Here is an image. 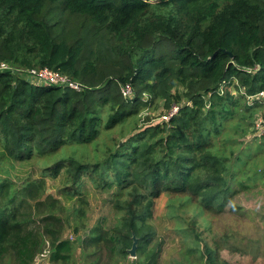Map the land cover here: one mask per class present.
Segmentation results:
<instances>
[{"label": "trees", "instance_id": "obj_1", "mask_svg": "<svg viewBox=\"0 0 264 264\" xmlns=\"http://www.w3.org/2000/svg\"><path fill=\"white\" fill-rule=\"evenodd\" d=\"M0 60L11 67L0 70V158L61 152L41 176L64 170V193L87 203L86 176L113 189L116 210L110 226H76L77 244L64 236L61 200L34 195L45 178L0 174V264H33L46 239L51 264H156L165 240L150 219L162 192L218 212L244 174L264 176L246 166L264 140H244L260 109L247 95L264 88V0H0ZM42 66L82 88L31 81L27 70ZM161 100L179 106L168 121L135 117L100 146L103 128ZM91 142L85 158L63 154ZM204 264L224 263L206 246Z\"/></svg>", "mask_w": 264, "mask_h": 264}, {"label": "rangeland", "instance_id": "obj_2", "mask_svg": "<svg viewBox=\"0 0 264 264\" xmlns=\"http://www.w3.org/2000/svg\"><path fill=\"white\" fill-rule=\"evenodd\" d=\"M230 88L236 92L234 88ZM139 109L137 113L128 116L124 122H120L113 129L103 128L99 137L100 146H103L106 141L111 143L110 139H113L108 135L118 138L121 128L128 130L135 117L140 118L144 123L148 120L158 122L161 115L168 110L163 100L140 106ZM250 121L252 124L244 140L252 141L255 147L264 138L253 130V118ZM94 147L93 142L66 146L63 154L75 153L85 158L86 154H93ZM261 149L263 150L259 151L258 156L251 158L250 163L246 165L250 172H255L254 167H256V173L264 174L257 169V167L264 168V146ZM1 150L0 146V153ZM60 155H62L61 152H56L16 162H12L9 157L0 158V174L11 173L14 178L19 179L20 183L27 177L40 179L42 177L39 172L40 167L53 165ZM254 163L256 165L250 167ZM241 173L240 171L239 175ZM257 176L254 175L253 179ZM84 177L82 191L85 193L87 203L78 201L79 197L76 195L64 193L62 190L65 184L64 170L56 177L50 174L42 177L45 178L44 187L34 192L35 197L44 198L43 192L46 190V194L61 200L63 209L57 210L56 213L65 219L68 214L70 215L64 227V236L70 235L72 240H75L76 226L80 227V234L86 235L89 232V226L96 224L103 217H106L104 224L107 226L116 221V210L110 201L113 189L99 190L86 176ZM241 178L243 184L233 192L228 205L218 212L200 206L195 200L185 195L165 192L160 194L156 200L153 217L150 219L159 236L165 240L156 264H204L206 246L218 250L219 258L224 264H264V176L255 181H251L247 174ZM234 186L237 187L235 184ZM78 205H82L84 211L76 212ZM39 219L37 217V221ZM81 225L84 226L81 227ZM130 257L135 256L130 255Z\"/></svg>", "mask_w": 264, "mask_h": 264}, {"label": "built area", "instance_id": "obj_3", "mask_svg": "<svg viewBox=\"0 0 264 264\" xmlns=\"http://www.w3.org/2000/svg\"><path fill=\"white\" fill-rule=\"evenodd\" d=\"M11 68L9 64L5 61L0 60V70H5ZM27 77L36 83H45L53 85H68L75 89H81L82 85L79 82L70 79L68 75L62 74L53 68L42 66L34 67L27 70ZM122 94L124 96H129L132 94V86L127 83L122 86ZM248 103H258L260 104V109L255 114L253 118V130L256 131L258 135H264V88L259 90L254 94L247 95ZM179 109V106L174 103L172 106L165 111L160 118V121H168L173 114H175ZM157 123V122H152ZM51 254V244L48 239L45 240L43 249L37 253L33 260V264H49Z\"/></svg>", "mask_w": 264, "mask_h": 264}, {"label": "water", "instance_id": "obj_4", "mask_svg": "<svg viewBox=\"0 0 264 264\" xmlns=\"http://www.w3.org/2000/svg\"><path fill=\"white\" fill-rule=\"evenodd\" d=\"M133 243H132V246H131V248H129V253H130V255L131 256H136V250H137V237L136 236H134L133 237Z\"/></svg>", "mask_w": 264, "mask_h": 264}, {"label": "crops", "instance_id": "obj_5", "mask_svg": "<svg viewBox=\"0 0 264 264\" xmlns=\"http://www.w3.org/2000/svg\"><path fill=\"white\" fill-rule=\"evenodd\" d=\"M51 264V263H50Z\"/></svg>", "mask_w": 264, "mask_h": 264}]
</instances>
